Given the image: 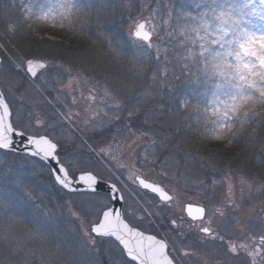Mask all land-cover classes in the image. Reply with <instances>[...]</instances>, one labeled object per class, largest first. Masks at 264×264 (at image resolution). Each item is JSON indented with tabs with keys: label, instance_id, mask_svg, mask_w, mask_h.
<instances>
[{
	"label": "snow or ice",
	"instance_id": "obj_1",
	"mask_svg": "<svg viewBox=\"0 0 264 264\" xmlns=\"http://www.w3.org/2000/svg\"><path fill=\"white\" fill-rule=\"evenodd\" d=\"M189 6H169L163 19L156 10L147 17L142 12L130 16L126 37L113 36L108 40L109 53L119 66L115 68L116 75L126 72L139 79L150 74L154 82L159 75L162 83L174 62L180 70L175 79L183 80L185 88L204 83L213 89L203 108L182 95L178 112L185 114L186 119H190V110L210 112L215 124L230 127L240 104L247 100L264 103V50L249 47L254 42L264 43V0H241L239 6L235 0H191ZM23 7L29 27L78 25V31L88 26L93 11L92 4L83 0H48L46 7L38 8L29 0ZM102 19L97 10V22ZM161 19L164 37L159 35ZM16 31L9 27L6 35ZM158 38L166 39V47L161 48ZM153 61L156 67L149 68ZM12 63L23 72L27 85L9 78L7 88L0 87V264H27L28 252L15 232L17 226L29 222L32 228L28 236L41 241L59 227L60 222L35 203L32 176L38 170L46 172L53 186L69 196L65 202L68 210L80 221L77 251L81 258L64 264H99L91 255L99 254L102 245L105 251L118 249L131 264H264V225L257 232L247 221L241 222L236 215L241 205L235 200V185L231 182L225 194L216 191L215 181L209 184L201 180L191 189L169 188L166 181L175 177L169 176L167 168H162L155 180L145 177L143 168L157 163L155 158L149 159L147 152L136 156L129 144L131 152L124 159L110 143L97 147L71 132L66 134L65 127L71 128L81 116L80 111H73L77 104H83L82 123L93 130L97 119L124 107L118 82L107 68L98 73L104 75L99 92L92 87L85 95L79 87L67 94L56 90L52 80L61 83L63 73L50 75L53 63L39 55L12 58ZM169 84L170 91L177 89L176 84ZM66 87L71 88V82ZM50 90L56 91L55 104L47 99ZM13 93L21 101L18 107H14V99L9 100ZM29 93H35L36 98L31 105H25L22 102ZM48 106L53 109L49 114L36 110ZM133 114L129 110V116ZM255 116L251 114L252 119ZM112 119L118 121L120 117ZM150 147L155 157V142ZM129 181L136 191H129ZM240 183L246 181L241 178ZM129 196L138 197L136 204L147 197V203L157 208L153 213L141 205L148 216L172 212L169 232L158 237L134 226L145 217L135 215ZM116 203L122 206L116 207ZM209 256L214 257L211 262Z\"/></svg>",
	"mask_w": 264,
	"mask_h": 264
},
{
	"label": "trees",
	"instance_id": "obj_2",
	"mask_svg": "<svg viewBox=\"0 0 264 264\" xmlns=\"http://www.w3.org/2000/svg\"><path fill=\"white\" fill-rule=\"evenodd\" d=\"M146 1L83 0L84 3H91L93 6L92 19L83 31L77 30L78 25L53 27L32 24L38 33L57 34L54 41L43 35L30 34L32 26L29 27L27 21L18 15L10 0H0V41L3 44L10 42L24 57L39 55L42 58H53L54 61L69 64L94 63L98 65L97 73L100 71V56L105 54L115 69L119 66L109 53L108 40L113 36L117 39L126 37L129 17L134 16L137 6L145 4ZM189 4L190 0H167L160 8L162 12L167 6L174 8L185 6L188 9ZM97 10L103 17L99 22L96 20ZM10 23L14 24L17 31L6 35ZM154 66L155 61L151 62L149 68ZM111 74L117 81L128 78L135 85V89L126 94L117 88L119 98L125 107V110L119 111L121 112L119 117H124L123 111H127L135 104L138 92L140 100L144 101L138 82L142 81L147 85V76L137 79L125 72L117 76L115 70H112ZM22 79L26 82L24 78ZM173 83L177 85V89L171 92L170 84H164L160 92L150 90L151 96L146 98L149 103L148 110H140L139 105V109L136 108L139 111L132 116L138 133L140 129L149 131L151 141L155 142L157 167L167 168L169 171L174 169L176 175H180L184 170L194 175L201 174L209 181L220 178L224 167L234 169L242 167L241 171L250 177L264 176V103L259 100H247L240 104L233 115L235 122L230 127L220 130L214 123V117L208 112L190 110V119H186L185 114L177 110L178 99L182 95H187L191 103H199L202 108L207 106L213 91L212 85L192 83L185 88L183 80H175ZM191 90L195 91V95ZM252 113L256 114L255 119L251 118ZM140 119L145 123L141 124V128ZM167 139L174 140L175 146ZM171 157L179 162L180 167L173 165Z\"/></svg>",
	"mask_w": 264,
	"mask_h": 264
},
{
	"label": "rangeland",
	"instance_id": "obj_3",
	"mask_svg": "<svg viewBox=\"0 0 264 264\" xmlns=\"http://www.w3.org/2000/svg\"><path fill=\"white\" fill-rule=\"evenodd\" d=\"M166 1L167 0H147L145 4H142L141 6L140 5L137 6V9L135 10V15L132 17L138 16L139 14H141V12L145 17H147L153 10H156L158 16H160L162 19L166 18L167 9H165L162 12L160 8V5L162 4L165 5ZM28 2L29 0H10V3L14 6V8H16L18 15L21 16L23 19H24L23 5L24 3H28ZM52 2H55V0H52ZM31 3L33 4L34 7L37 8L40 7L41 5L46 7L48 4V0H31ZM235 4L239 6L241 4V0H235ZM165 8H168V6ZM183 8L186 9L185 6ZM162 19H161V27L159 32L160 37H164L166 35L164 26L162 24ZM27 23L29 24L30 22ZM8 26L14 27V24L12 25L10 23ZM48 26H52V25H48ZM30 34L43 35L47 37L48 40H54V41L56 40L55 36L57 35V34L38 33V31H35V29H33V26L32 28H30ZM126 35H127V31H126ZM14 37L12 36V38ZM156 42L160 44L161 48L166 47L167 44L166 39L158 38ZM6 44H3L0 41V87L6 89L9 83V78L20 79L26 86L27 80L25 82L22 79L24 78L23 72H19L12 63V58L19 59V58H23L24 56L22 55L21 51H18L16 48H14L10 44V42L7 41ZM249 47H258L259 49L264 50V43L254 42ZM10 51L12 53H9ZM254 54L255 53H253V55ZM100 58H101L100 65L102 66V68H107L110 72H112V70H115L105 54L103 56H100ZM43 59L53 63V67L50 69V75H54L57 71L63 73V79L61 83H56L55 80H52V83L55 84L56 90H62L66 94L70 93L72 88H77V87H79L84 92L85 95H87L88 89L92 87H96L99 92L100 86L104 83V75L102 73L99 75L96 72V67L98 68V65L94 63L93 65L82 62H78L76 64L75 63L69 64L67 62L64 63V62L54 61L53 58L46 57ZM161 59L163 60V53ZM55 65H59L60 67L57 69ZM100 65L99 67L101 69ZM161 66L163 67V65ZM164 75L167 77V79H164L162 83H161V77L159 75H157L156 81L154 82L150 74L147 75L146 78L147 85H144L142 81L141 82L139 81L138 86H140L139 89L140 91H142V94L144 96L141 97L144 98V101L140 100V93L138 92L137 94L139 95L135 96L137 99L135 104L132 105L131 108H129L127 111H123L124 117H120L118 121L113 120L112 117L116 115L119 116L121 112H109L108 117L97 119L94 122L95 124L94 130L92 127L86 128L85 125L82 123L84 119L83 104H77L75 109H73V111H80L81 116L79 118H76L75 123L74 125L71 126V128H68L66 126L65 128L66 134H68L71 131V133H73L76 137L84 138L88 140L89 144L97 147L105 144V142L110 143L113 149H119V151L123 154L124 159L129 158V153L131 152V149L128 148L129 144H131L132 148L135 149L136 156H139L141 153L147 152L149 159L150 158L156 159V157H153L152 155L153 148L150 147V145L152 144L150 132L147 130L140 129V133H138V130H136V127H134L135 119L133 120L132 116L135 115L136 108L139 109V105H140V110L142 111L144 109L148 110L147 107L149 103H148V99L146 98L151 96L150 90L153 89L156 92H160V89L164 84L165 85L169 84L170 81L173 83L176 80L175 77L180 75V70L178 67L175 66V63H173L172 70L165 73ZM249 76L252 77L253 74L249 72ZM113 80L118 82V87L122 90V92H125V94L131 91L132 89H135V85L133 81L128 78H125L123 80L121 78L120 81H117L115 79ZM96 81H99L100 84H96ZM11 82L15 83V79H12ZM69 82H71V88L66 87L67 85H69ZM193 84L197 85L195 83ZM125 85H134V87L129 88V87H125ZM20 91H24V89L21 88ZM46 95H47V99L53 100V103L55 104L54 97L56 96V91L50 90L48 93H46ZM35 98H36L35 93H29L25 95L22 103L25 105H30L32 104L33 99ZM13 99L15 100L14 107H18L21 104V101L19 97L15 95V93H13L9 97L10 102H12ZM123 109L125 110V107H123L120 111H122ZM36 110L43 111L45 114H49L53 111L51 106L43 107ZM129 110L133 111L134 114L132 116H129ZM209 113L210 112H208V114ZM210 114L214 117L215 120V116L212 113ZM141 124H145V123L140 119V128L142 127ZM118 127H121V129H119ZM218 128L220 130L224 129V127H220V126H218ZM78 129H84V130L79 131ZM142 133H147L148 135L146 136L141 135ZM136 137H139V139H136ZM167 140H171V139H167ZM133 141H135V143H133ZM171 142H173V145L175 146L176 143L174 142V140H171ZM79 143L80 140L78 139L77 144ZM84 150L88 151L87 146H84ZM215 153L212 154L214 155ZM219 155L224 157V155L222 154ZM171 160L175 167L177 166L180 167L179 162L175 160L174 157H171ZM240 168L234 169V168L224 167L220 178L213 179L211 181L206 179L204 175L201 174L194 175L188 173L185 170L182 171L180 175H176L173 169L169 171L168 174L170 177L174 176L175 179L171 180L170 182L166 181V183H168L169 188L175 186L177 188L186 187L191 189L201 180H204L209 184L215 181L216 191L220 194H225L227 192L228 184L229 182H231L232 184L235 185V200L238 204L241 205L239 210L236 212V215L239 217L241 222L247 221L255 228L257 232H259L260 231L259 226L264 225V176L256 175L257 177H250L249 174L244 173L243 171H241ZM161 170L162 169L157 167V165L156 166L148 165L146 168H143L145 177L152 180H155L157 178V174ZM117 174L120 173L118 172ZM126 175L127 173L125 172L123 174V178L126 179ZM241 178H243L246 181V183L243 185H241L240 183ZM32 180L34 181L32 188L34 192L35 203L41 205V207L46 211V213L49 216H54L60 223L58 229L48 233L47 239L44 241L38 239H32L28 236V233L31 231L32 228V225L29 222H25L24 224L17 226L15 232L17 236L21 238L20 239L21 245L28 252L27 264H64V262L67 260H72V261L79 260L81 256L79 251H77V249H79L80 241H81L80 221L77 220L75 217H73L68 210V206L65 202L69 200V196L66 195L65 193L60 192L56 187L53 186V182L50 180L46 172L40 173V171L38 170L37 174L32 176ZM185 182H187V184ZM128 183L130 185L129 191L130 192L136 191L135 186L131 185L130 181ZM241 189H243L242 192ZM191 198L192 197H184V200H188ZM136 199H138V197L129 196L128 197L129 205L135 210V215L137 217L140 216L145 217L143 221L147 222V224L144 225L142 221L138 224H135L134 226L136 227L144 226L147 229V231L150 232V235H157L158 237L164 236V234L166 233L165 231L166 224L161 221L160 218L161 215L148 216L146 213L143 212V208L141 207V205H143L144 207H148L150 211H152L153 213L157 211V208L147 203V197L144 200H140L139 204H136ZM61 205H63V208H61ZM217 218L219 219V217ZM238 229H239V225H237V230ZM84 243H86V240L84 241ZM207 251H210V249H208ZM21 255H24V253H22ZM91 259H93L94 261H99V264H131V262L128 261L118 249H112L110 252L105 251L103 245L101 246L100 253L91 255ZM193 259L199 260V257H194ZM208 259L211 262L214 259V257L209 256Z\"/></svg>",
	"mask_w": 264,
	"mask_h": 264
},
{
	"label": "flooded vegetation",
	"instance_id": "obj_4",
	"mask_svg": "<svg viewBox=\"0 0 264 264\" xmlns=\"http://www.w3.org/2000/svg\"><path fill=\"white\" fill-rule=\"evenodd\" d=\"M31 105V104H30ZM38 109H40V108H38ZM173 215V213L172 212H164V213H162L161 214V216H160V218H161V221L163 222V223H165L166 224V226H165V231H166V233H168L169 232V228H170V225H169V223H168V220H169V218H170V216H172ZM144 225L145 224H147V222H142ZM140 229L142 230V231H144L146 234H150V232L149 231H147V229L143 226H140ZM163 237V236H162Z\"/></svg>",
	"mask_w": 264,
	"mask_h": 264
},
{
	"label": "water",
	"instance_id": "obj_5",
	"mask_svg": "<svg viewBox=\"0 0 264 264\" xmlns=\"http://www.w3.org/2000/svg\"><path fill=\"white\" fill-rule=\"evenodd\" d=\"M116 207H121L122 205L120 204V203H116V205H115ZM128 261H129V258L128 257H126V256H124Z\"/></svg>",
	"mask_w": 264,
	"mask_h": 264
}]
</instances>
